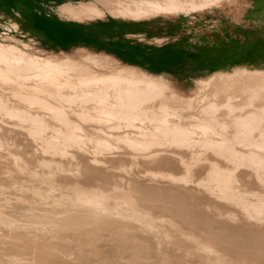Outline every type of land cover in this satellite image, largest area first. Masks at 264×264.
<instances>
[{"label":"bare ground","instance_id":"obj_1","mask_svg":"<svg viewBox=\"0 0 264 264\" xmlns=\"http://www.w3.org/2000/svg\"><path fill=\"white\" fill-rule=\"evenodd\" d=\"M224 2L244 0H96L67 4L60 14L82 24L108 15L143 22ZM32 50L0 42V226L7 236L44 260L54 255L41 239L51 244L90 225L117 237L134 226L158 248L179 241L188 247L181 255L199 264H250L248 253L264 255V71L217 72L191 93L106 54ZM2 122L23 132L29 148L4 135ZM13 202L25 203L21 216L2 212ZM4 247L0 255L21 264L22 246Z\"/></svg>","mask_w":264,"mask_h":264},{"label":"rangeland","instance_id":"obj_2","mask_svg":"<svg viewBox=\"0 0 264 264\" xmlns=\"http://www.w3.org/2000/svg\"><path fill=\"white\" fill-rule=\"evenodd\" d=\"M35 1L41 2L42 0H34V2ZM48 1L46 0L45 2L47 5H49ZM66 1L67 3L63 4ZM94 1L96 0H57L56 1L57 4L62 3L63 5L60 8L59 7L57 8L56 5H51L50 7H53L52 12L57 13L58 11V15L62 20H65L66 22L69 23H76V22H71L66 18L62 17L60 14V10L64 8L67 4H73L79 6V4L82 2L91 3ZM37 2L33 3V0H0V42L1 43L20 46V47H22L23 44L27 43L31 45V47L33 48L32 52L36 54L57 53L61 55L63 53H76L79 49H85L91 53L106 54L117 59L111 53L98 51L84 44H79L70 51H61L58 50L56 47L54 48V46H52V44L42 34L35 31L37 30L36 28L39 25V23L37 21L38 19L37 16L34 17L32 11H34L35 6L37 7L36 5ZM255 6L257 7L259 6L260 8H262L260 13H258L259 7L256 8ZM44 9L46 11L49 10V8L47 7H44ZM250 10H253V12ZM254 12L258 14L255 15ZM207 15L211 16L210 23L208 24L211 31L228 30L231 33L228 34L227 36L229 35L232 36L233 41L231 43V47L233 49V53H232L233 57L231 59H228L226 64H224V62H219L217 63V65H215L217 69L202 72L201 74L194 76L193 77L194 80L183 82L185 79H188L189 77L192 76L182 78L183 76L177 74L173 75L167 73H159V72L150 71L149 69L140 65L128 64L124 62L122 63L126 65L139 67L144 71L152 73L154 75H165L169 78H172L173 80L180 83L183 87L187 89V91L191 93L195 91V83L198 80L208 78L209 76L217 72H222V71L233 72L237 68H248L249 70L252 71L254 70L264 71V0H244V3L240 2L232 6L228 5L227 2H224L223 4L218 6H212L210 8H206L203 12L193 13L189 17L192 20L196 18L203 20ZM178 18L180 17L170 18L166 20H177ZM110 19H114V18L108 15V17L102 21L106 22ZM117 21H121V20H117ZM88 23H92V22H86L83 24H88ZM14 24H16V27L13 26ZM76 24H82V23H76ZM241 36L246 39L244 43H242L240 40ZM168 39L169 38L167 37H162V38H157L155 41L159 43L160 42L163 43ZM242 53L244 56L241 58L240 55ZM224 65L227 66L229 65V66L224 69H218L219 67H223ZM1 126H2L1 131H4L2 132L3 134L5 133L4 135L10 133L13 136V138H15V140L19 144H21L24 150L29 148L30 141L26 139L25 135H22L23 132L21 133L19 129L13 127V125L9 122H2ZM115 155L118 156V154ZM166 184L157 183V186L159 188L166 186H168L166 187V189L171 188L169 184L168 185ZM24 207H25V203L13 202V204H11L10 206L3 208L2 212L10 213L16 216L18 215L21 216V212H23ZM194 210H197V208L194 207ZM200 214H202V212ZM20 219L25 225L30 226L31 223L29 222L30 221L29 219L23 216ZM216 221H214V223ZM218 225H221V223H219ZM95 228H96L95 226L90 225L88 226L87 231H80L77 229L67 230L63 232L65 234L64 236L65 238L64 237L59 238L58 240L55 239V241L51 243L52 245L48 243L50 241L48 237L41 239L39 243H41V246L43 247H48L47 252L48 251L52 252V254L54 255L52 257H54V259L53 258L48 260L40 259L41 258L40 253L39 254L34 252L32 253V251H30V254L33 255L30 256V254H28L29 248L27 246H23L24 244L20 243L21 240L19 238L11 235L7 236L8 233L6 232L5 229L2 228V226H0V232H1L0 236H2L0 237V245H1L0 247L5 246L4 248H7L9 245L11 246L21 245L22 250L24 252L21 258V261L23 263L21 262V264H32L34 258L35 261L37 259L42 260V261H36V264H42V263L48 264L49 261L50 262L53 261L49 264H54V263L55 264H68V263L69 264H199V262L195 260V256L181 255L183 248L184 250H187L188 247L181 244L179 241H176L177 243L175 242L174 244L168 245L167 247L161 246L160 248H158L154 246L153 241L150 238L151 235L149 233L144 232L139 228H135L134 226H130V229H128L124 233L126 238L121 236L117 237L116 235H113L114 233H110L106 230H101V229L98 230L97 228L96 229ZM4 236L6 238H4ZM14 238L17 239L15 240ZM140 238L143 239L148 238L149 240L145 242ZM46 239L49 241H47ZM83 240H86V242ZM25 249L27 250V252ZM252 255L253 254L249 255L248 253L247 256L249 257L245 256V259L247 260L248 263L264 264V255L261 254L257 256L254 255L252 256ZM0 258H2V260L5 262L4 264H9V257L7 255H0ZM254 258L255 259L257 258V260H255ZM29 259H31L32 261Z\"/></svg>","mask_w":264,"mask_h":264},{"label":"crops","instance_id":"obj_3","mask_svg":"<svg viewBox=\"0 0 264 264\" xmlns=\"http://www.w3.org/2000/svg\"><path fill=\"white\" fill-rule=\"evenodd\" d=\"M56 1L50 0L47 5L46 0H33V3L37 2V7L32 13L39 23L35 31L61 51H70L84 44L111 53L121 62L140 65L154 72L177 74L182 78L192 76L183 82L194 80L193 77L202 72L215 70L217 63L226 64L233 57L232 36H227L231 34L230 31H211L209 15L203 20L182 16L177 20L134 22L110 19L106 22L76 24L62 20L58 11L52 12L51 5L60 8L67 3L57 4ZM44 7L49 10L46 11ZM261 10L259 7L258 13ZM162 37L169 39L163 43L155 41ZM240 40L242 43L246 41L242 36ZM243 56L242 53L240 57Z\"/></svg>","mask_w":264,"mask_h":264}]
</instances>
